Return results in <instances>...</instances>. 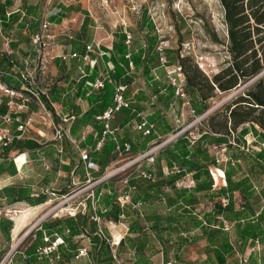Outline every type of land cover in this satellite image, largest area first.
<instances>
[{
  "label": "crops",
  "instance_id": "1",
  "mask_svg": "<svg viewBox=\"0 0 264 264\" xmlns=\"http://www.w3.org/2000/svg\"><path fill=\"white\" fill-rule=\"evenodd\" d=\"M6 1L0 0V70L9 83L0 78V112L20 122L6 124L0 117V127L21 137L8 146L0 144V210L15 211V218L25 211L44 209L49 201L37 204L40 194L51 201L57 196L55 191L95 179V174L122 159L114 153L116 141L132 145L125 160L169 139L156 154L123 168L129 171L121 179L97 183L96 210L91 198L90 210L60 218H73L79 226L84 223L79 234L68 227L54 228L53 234L38 239L32 248L45 245L44 238L54 239L57 233L64 243L60 245L62 259L54 264H90L87 257L75 258L83 247L88 248L93 264H118L111 250L101 249L105 243L101 227L108 238L119 243L121 264H264V128L245 122L233 129L230 117L226 118L228 110L221 113L227 102L216 101L219 90L204 100L187 86L188 99L178 97L167 71L179 67L168 64L167 49L168 63L161 62L158 44L150 46L155 32L143 21L140 30L145 35L131 32L120 0H103L109 16L105 14L102 21L87 10L84 0H11L10 5ZM123 45L127 63L122 61ZM134 56L140 58V64H135ZM26 70L33 75L28 87L21 81ZM102 74L127 85L124 96L130 106L111 119L112 132L106 135L102 149L91 153L94 168L88 169L81 150L96 145L105 131L99 115L87 116L89 110L106 102L105 87L91 86ZM110 85L115 94V86ZM7 87L16 95L4 92ZM113 104L114 98L105 111ZM226 105L234 107L233 102ZM196 116L206 117L205 122H187ZM143 119L154 126L152 134L137 129ZM29 120L26 130L19 131L21 122ZM53 124L63 125L69 138L57 139ZM179 128H186V133L173 138ZM233 139L238 146L230 143ZM30 143L35 146L29 147ZM110 143L114 149L107 159L104 150ZM143 172L151 178H145ZM126 195L129 199L122 206L120 198ZM137 204L140 208H135ZM113 205L121 210L117 219L106 216ZM70 206H64L65 210L72 209ZM96 215L100 224L93 219ZM13 218L0 221V251L6 248V239H11L1 222L11 220L10 236H15ZM28 218L22 222V230ZM26 252L30 260L19 255L14 264H50L39 259L36 251Z\"/></svg>",
  "mask_w": 264,
  "mask_h": 264
},
{
  "label": "rangeland",
  "instance_id": "2",
  "mask_svg": "<svg viewBox=\"0 0 264 264\" xmlns=\"http://www.w3.org/2000/svg\"><path fill=\"white\" fill-rule=\"evenodd\" d=\"M62 1L69 3L71 0ZM84 3L87 6V10L100 21L107 18L103 0H84ZM120 3L123 8L122 15L127 19L129 29L137 36L145 35L140 30V25L143 20V12L145 10L148 11V16L159 28L160 35L168 40L166 46L169 65L180 67L183 70L181 59L191 58L187 64L193 63L198 66L196 56L203 55L208 64H210V70L207 74L198 67L203 74L210 78L228 66L231 60L228 51V28L225 21V10L220 0H120ZM242 91L237 93H234V91L218 93L216 101L230 103ZM227 103L221 108L223 110L221 113L223 114L228 110L229 105H226ZM199 118L200 116L194 118L189 117L187 122L189 123L193 120L191 123L200 124L206 120V117L198 120ZM181 131L182 129L179 128L174 134L180 133ZM182 133H186V131H182ZM162 141L160 140L151 148L162 144ZM157 152L155 151V154ZM129 160H123V158L114 160L115 162L109 170H116L122 167V165H125ZM109 170L105 169L102 173L95 174V179L87 183L84 182L87 180L85 179L82 180L83 182L70 184L59 192L55 191L57 196H52L53 200L51 201L47 198L49 203L44 209L30 213L31 215L26 222V227L17 237L12 235L10 241L5 238L6 248L0 251V259L7 255L12 245L16 247L21 240L19 250H29L37 243L38 233L42 231L43 223H52L60 218L68 217L74 212L90 210L91 195L93 193L95 195L97 194V188L99 186L97 184L99 183L98 179L107 174ZM128 171V169H124L112 178L121 179L122 173L126 175ZM64 206L68 208L70 206L72 209L65 210ZM29 230H31L30 233L21 239L26 231ZM19 255L21 254H16L14 262ZM14 262L11 264H14Z\"/></svg>",
  "mask_w": 264,
  "mask_h": 264
},
{
  "label": "trees",
  "instance_id": "3",
  "mask_svg": "<svg viewBox=\"0 0 264 264\" xmlns=\"http://www.w3.org/2000/svg\"><path fill=\"white\" fill-rule=\"evenodd\" d=\"M225 10V21L228 28V51L231 60L228 66L216 73L212 78L202 73L199 67L193 63L187 64L191 58H182L181 66L182 72L185 76L187 86L196 89L204 100H208L216 95V90L219 92H231L246 86L241 94L232 100L234 107H228V116L232 121L233 129L245 122H255L264 128V0H220ZM11 0L6 1V5H10ZM4 21L6 15L1 14ZM61 21V18L59 19ZM143 23L145 27L149 28L150 32H155L150 38V46L155 48L159 42V35L152 19L148 16V11L143 12ZM124 54L122 61L127 63L125 58L126 47L122 46L120 49ZM133 60L136 65L140 64V58L134 56ZM121 66L117 65V72L121 71ZM120 75L116 76L119 78ZM5 76L0 70V78L3 80ZM95 80V75L91 77ZM5 82L9 83L4 78ZM104 105L93 108L88 111L87 116H98L102 114L106 107L111 104V99L114 98V87L106 84ZM46 101V100H45ZM222 129L221 127L219 130ZM35 146V144H29ZM114 145L110 143L105 148L104 152L107 159L112 157ZM115 157V156H113ZM110 160H108L109 162ZM102 173V172H99ZM10 192V188L5 189ZM47 196L40 194L37 204L45 203ZM120 207L113 205L106 216L117 219L120 214ZM5 225V230L9 234L13 227L11 220L2 221ZM84 223L79 226L73 222V218L58 219L53 224L46 225L43 223L42 231L38 234V239L45 235L53 234L54 228L60 230L62 227H68L75 234H79ZM33 247V246H32ZM30 248L31 253H35V248ZM101 249L105 252H110L109 244L106 242L102 244Z\"/></svg>",
  "mask_w": 264,
  "mask_h": 264
},
{
  "label": "built area",
  "instance_id": "4",
  "mask_svg": "<svg viewBox=\"0 0 264 264\" xmlns=\"http://www.w3.org/2000/svg\"><path fill=\"white\" fill-rule=\"evenodd\" d=\"M157 32L159 35V42L158 45L156 47V51L159 53L160 55V59L161 62L166 65L168 63L167 60V55H166V43L168 42V40L164 37H162L160 35V30L157 27ZM131 39L132 36L130 34L127 35V44L131 43ZM36 42L40 43L42 42V39L40 37L36 38ZM65 58V57H64ZM127 58H131L130 54L127 56ZM196 63L198 64V66L200 67V69H202L205 73L208 74V71L210 70V64H208L205 56L200 55V56H196ZM27 65H30V63L27 62ZM130 68L133 70L134 69V64L133 62L130 61L129 63ZM167 77L169 82L175 87L176 89V95L180 98H184V99H188V92H187V82L184 78V74L181 70V68H172L171 70L167 71ZM33 79V75L29 70H26V72H23L21 74V81L23 82L24 85L27 86V84L31 83ZM113 84L115 86V94H114V104L112 106H110L109 108H107V110L105 112H103L101 115H99L97 118L101 121H103L104 126H105V131H104V135L103 137L97 142L96 145L94 146H87L85 149L81 150V158L83 161L87 162V166L88 169H93L94 168V163L91 162L90 160V155L93 152L99 151L102 149L105 140H106V135L111 131V126H110V121L112 118H114L115 114L117 112H119L122 108L124 107H129L130 104L129 102L126 100L124 93L127 89V85L124 84H120L117 83L113 78H111L110 75H105L102 74L100 77H98L94 82L91 83V86L95 89H103L106 84ZM28 87V86H27ZM4 92L10 94V95H16L17 92H15L14 90H11L10 88H3ZM28 90L30 92H32V94H34L35 96L38 97V93L35 92L32 89ZM237 93V92H235ZM42 107L44 110H46V106L41 103ZM0 117L2 118L3 122L6 124H12L14 121H19L20 119L17 117L12 116L11 114H2L0 112ZM204 116H201L198 120L202 119ZM29 121H27L26 123H22L18 126V130L21 132H24L27 128V126L29 125ZM63 122L66 123L68 122L67 118L63 119ZM53 128L55 130V135L57 139H61L64 136H68L66 128L63 125H54L53 124ZM137 129L141 132H143L144 135H150L153 133L154 131V126L152 124H150L147 120L143 119L142 122H140L137 125ZM186 128L182 129V131H185ZM181 131V132H182ZM180 133H176L173 135V138H177ZM16 137H21L20 136H14L11 133V129L10 128H1L0 127V144L3 146H8L10 145L13 140ZM169 141V139H165L162 141V144L155 146L153 148H150L148 151L141 153L135 157H131L130 160L123 165L122 167L110 171L107 174H105L104 176H102L100 179H98V182H103L105 180H108L112 177H114L115 175H117V173H119L120 171H122L123 168H127L130 167L136 163H138L139 161L146 159L149 155L153 154L156 150H158L160 147L164 146L165 143H167ZM233 145L238 146V143L233 139L230 142ZM155 145V144H154ZM132 151V145L130 143H125V144H120L118 141H116L115 144V149H114V153L118 156V158H124L126 157V154L130 153ZM142 175L145 178H151V175L143 172ZM89 178L91 177L90 175V171H88V175ZM92 198V207L94 210L97 209V203H96V196L93 193L91 195ZM129 199V195L124 196L123 198H120V203L122 206H124L127 203V200ZM135 208H140V205L137 204L135 205ZM13 212H9V211H5L3 212L2 210H0V221L3 218H13L12 214ZM93 219L100 224L101 223V218L96 215L93 217ZM31 230L26 231V233L21 237V239H23L24 236H26L27 234L30 233ZM87 233V232H86ZM100 236L103 238V240L109 244L110 250H111V254H112V258L115 261V263H120L121 261L119 259V243L116 242L114 239L108 238L102 228L100 227ZM46 244L45 245H41L38 246L36 248V253L35 255L39 258V259H46L50 262V264H54L57 261L62 259V252L60 251V245L64 243V240L56 233L55 234V238L52 239L50 236H47L44 238ZM22 242V240L19 242V244ZM19 244L15 247L14 245H12L11 250L7 253V255L5 257H3L2 259H0V264H11L12 262H14V257L16 256V254L20 253L23 258L27 261L30 260V255L27 254L26 251H20L19 250ZM81 257H87L90 264H93V262L90 260L89 258V253H88V248L87 247H83V248H79L77 254L75 255V258L79 259ZM132 259L134 257V255L131 256Z\"/></svg>",
  "mask_w": 264,
  "mask_h": 264
},
{
  "label": "bare ground",
  "instance_id": "5",
  "mask_svg": "<svg viewBox=\"0 0 264 264\" xmlns=\"http://www.w3.org/2000/svg\"><path fill=\"white\" fill-rule=\"evenodd\" d=\"M10 212H15V211H10ZM16 214L15 213H12V217ZM30 213L29 212H22L21 214H19V216H16L15 218H13V220L15 219V221L17 222V234H15V236L17 237V235L20 234V231L22 230V222L24 220H26L28 217H29ZM17 245V244H16Z\"/></svg>",
  "mask_w": 264,
  "mask_h": 264
}]
</instances>
